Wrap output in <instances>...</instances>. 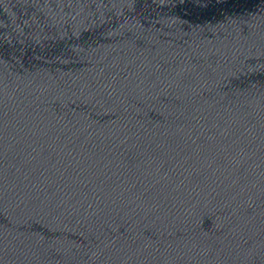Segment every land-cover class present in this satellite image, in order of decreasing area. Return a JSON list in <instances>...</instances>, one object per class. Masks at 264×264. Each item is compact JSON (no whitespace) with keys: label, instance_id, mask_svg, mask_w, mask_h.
<instances>
[{"label":"water","instance_id":"water-1","mask_svg":"<svg viewBox=\"0 0 264 264\" xmlns=\"http://www.w3.org/2000/svg\"><path fill=\"white\" fill-rule=\"evenodd\" d=\"M0 264H264V0H0Z\"/></svg>","mask_w":264,"mask_h":264}]
</instances>
